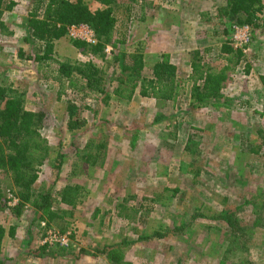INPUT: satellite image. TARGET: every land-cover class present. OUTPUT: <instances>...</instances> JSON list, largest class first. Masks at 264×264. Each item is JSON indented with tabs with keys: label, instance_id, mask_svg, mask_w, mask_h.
<instances>
[{
	"label": "rangeland",
	"instance_id": "374dc122",
	"mask_svg": "<svg viewBox=\"0 0 264 264\" xmlns=\"http://www.w3.org/2000/svg\"><path fill=\"white\" fill-rule=\"evenodd\" d=\"M11 1L0 16V85L45 113L50 158L32 201L0 174V225L9 233L0 264H264V5L220 95L196 101L191 63L226 65L221 45L240 23L225 0H189L175 11L168 0H82L110 12L109 51L76 47L86 41L67 30L51 58L30 35L36 0ZM134 53L144 77L158 61L178 66L172 98L113 94ZM58 62H90L103 80L90 89L72 72L58 83ZM88 152L99 156L86 161Z\"/></svg>",
	"mask_w": 264,
	"mask_h": 264
},
{
	"label": "trees",
	"instance_id": "16d2710c",
	"mask_svg": "<svg viewBox=\"0 0 264 264\" xmlns=\"http://www.w3.org/2000/svg\"><path fill=\"white\" fill-rule=\"evenodd\" d=\"M228 16L238 22H245L254 27L258 26L259 15L262 14L264 0H225ZM108 5L114 0H100ZM37 7L30 19V35L35 40L44 44L43 50L46 58H51L53 41L64 36L71 25L88 24L94 31L96 43L86 46V42L73 41L76 47H88L92 53H101L106 44L112 42L114 21L107 9L97 8L91 10L82 0H36ZM15 5L11 0H0V16L2 11L10 10ZM221 53L225 54L226 65L219 69L203 68L199 63H191L190 96L193 100L202 101L220 95L225 82L230 79L228 70H232L241 58V50L234 48L230 42L221 45ZM132 64H125L122 70L126 77L117 81L112 89L113 94L119 99L130 100L137 92L143 97L172 98L177 90L176 67L167 61H158L152 66L150 77L140 74L142 57L132 54ZM72 72L85 78L86 86L98 89L101 84L102 71L90 62L84 64H71L58 62V83L68 78ZM200 81L201 83H197ZM101 86V85H100ZM105 83L103 82V87ZM100 89V90H102ZM24 94L11 85H0V174L17 188V194L23 202L32 201L31 186L38 177V168L47 162L49 146L40 130L44 124L45 113L41 110H28L25 105ZM69 117L73 111L69 105ZM75 126L71 121L69 127ZM88 145V146H87ZM93 147L90 143L86 148ZM98 147H102L98 145ZM93 153H86L83 159L96 158ZM85 161V162H86ZM1 197V189H0ZM72 196L61 193L60 201L71 202ZM44 202L45 198L41 197ZM22 207V204L19 205ZM49 218L52 213L48 212ZM4 228L0 225V244L4 236Z\"/></svg>",
	"mask_w": 264,
	"mask_h": 264
},
{
	"label": "built area",
	"instance_id": "2783aa9c",
	"mask_svg": "<svg viewBox=\"0 0 264 264\" xmlns=\"http://www.w3.org/2000/svg\"><path fill=\"white\" fill-rule=\"evenodd\" d=\"M70 32V35L75 37L83 38L87 43L95 44L96 36L94 31L88 27L87 24H77L71 25L67 29ZM231 44L234 48L240 49L241 51H246L247 43L250 39V26L246 23H236L231 28ZM78 32V34H77ZM105 51L108 52V46L105 47ZM49 239L56 237L55 233L51 231L48 232Z\"/></svg>",
	"mask_w": 264,
	"mask_h": 264
},
{
	"label": "crops",
	"instance_id": "0c3cea01",
	"mask_svg": "<svg viewBox=\"0 0 264 264\" xmlns=\"http://www.w3.org/2000/svg\"><path fill=\"white\" fill-rule=\"evenodd\" d=\"M146 1H147V0H146ZM168 1H170V2H172V3L175 4L174 9L171 10V11H175V9L179 10L178 8H181L182 5H183L184 3H186L185 1H189V0H168ZM148 2L151 3L152 0H149ZM157 31H158V32H157ZM170 31H171V30H169L168 33H169ZM155 33H159V35H161L162 33H165V31L162 30V29H160V30H156ZM151 36H152V35H151ZM173 64H174V63H173ZM175 66H177V65L175 64ZM177 67H178V66H177ZM177 67H176V68H177ZM190 67H191V66H190ZM134 96H135V94H134ZM132 98H133V96H132ZM132 98H131V99H132ZM150 98H151V97H150ZM211 99H213V98H210V99H208V100H211ZM7 236H9L8 230H6V232L4 233V236H3V238H2V241L5 242Z\"/></svg>",
	"mask_w": 264,
	"mask_h": 264
}]
</instances>
